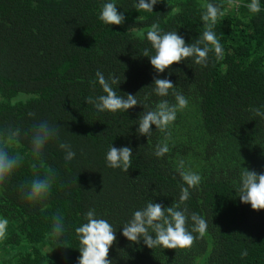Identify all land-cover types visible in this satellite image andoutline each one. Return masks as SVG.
Here are the masks:
<instances>
[{
	"label": "trees",
	"instance_id": "16d2710c",
	"mask_svg": "<svg viewBox=\"0 0 264 264\" xmlns=\"http://www.w3.org/2000/svg\"><path fill=\"white\" fill-rule=\"evenodd\" d=\"M107 2L124 13L123 25L100 21ZM137 2L0 0V129L19 126L23 133L36 120L59 128V141L50 142L44 154L56 170L47 208L30 205L16 189L31 177L30 157L0 192V218L9 220L0 264H78L75 228L86 223L90 209L116 229L112 264H264V210H253L238 197L243 168L264 173V118L251 111H264V0L258 14L246 7L251 0H239L238 8L212 0L226 8L214 29L224 58L217 61L210 53L207 67L186 59L159 74L142 56L145 48L155 54L150 42L135 33L143 30L146 36L159 23L162 31L195 42L204 31L202 0H160L153 12L138 10ZM97 70L119 77L121 83L113 85L118 95H136L147 107L98 112L86 103L87 97L104 94L98 81L95 87L90 83ZM154 78L170 79L189 100L169 129L170 152L162 158L154 152L164 134L155 125L149 139L137 133L140 116L162 99L153 91ZM165 99L175 103L171 95ZM59 142L71 145L73 160L65 161ZM110 145L133 149L127 173L107 166ZM29 149L25 136L19 150ZM180 159L202 177L181 208L188 210L189 231L192 213L207 221L205 234L193 233L198 238L190 250L131 243L122 227L135 211L150 200L165 207L179 202ZM57 211L67 229L59 244L50 235ZM244 250L248 255L242 258Z\"/></svg>",
	"mask_w": 264,
	"mask_h": 264
},
{
	"label": "clouds",
	"instance_id": "9594fccd",
	"mask_svg": "<svg viewBox=\"0 0 264 264\" xmlns=\"http://www.w3.org/2000/svg\"><path fill=\"white\" fill-rule=\"evenodd\" d=\"M159 2L160 0H138L134 6L138 10L153 12V7ZM227 4L238 8L239 0H227ZM33 6L35 7V4ZM200 7L203 10L201 19L204 22V31L201 38L195 42L186 43L176 31H162L159 23H153L147 30L146 36L143 30L135 33L138 39L146 38L150 42L155 54L150 55L149 50L145 48L142 56L150 59L151 65L158 74L170 70V66L186 59L207 67L210 53L215 54L217 61L224 58L223 45L214 29L218 20L226 15V8L212 0H202ZM246 7L253 14H258L262 10L260 0H251ZM99 19L105 25L120 26L124 24L126 18L123 12L118 11L114 2H107L101 5ZM97 81L104 94L95 98L89 96L86 98V103L92 104L98 112H127L137 105H142L144 109L147 107L146 104L138 101L136 95L117 94L113 85L121 83L119 77L110 75L106 78L101 71L97 70L96 80L90 83L95 87ZM153 85L155 95L162 99L156 103L154 109L144 111L140 116L137 133L149 139L153 133L152 126L155 125L156 131L164 134V141L156 145L154 155L162 158L170 152L169 129L176 121L178 112L188 107L189 100L177 90L170 79L154 78ZM169 95L174 97L175 103L165 99ZM15 103L16 101L13 100L12 104L15 105ZM251 111L255 116L264 118V111L260 108H253ZM28 115L35 116L31 112ZM25 136L29 139L30 149L27 153H22L19 149ZM53 141H59V128L47 120H36L23 133L19 126L9 125L0 129V192L7 190L17 171L30 157L31 177L16 185V189L27 203L39 207L42 211L45 210L56 182V170L47 165L44 155L46 147ZM58 147L64 150L65 161L75 158L76 153L70 144L59 142ZM132 156L131 147L116 148L110 145L106 154L107 166L122 169L127 173L132 166ZM176 171L183 181L179 202L165 207L161 203L150 200L143 209L135 211L132 218L122 227V235L131 243L140 244L143 241V244L150 249L161 247L170 250H190L198 238L193 233H198L199 236L205 234L208 227L207 221L202 216L192 213L190 219L193 227L189 231L188 210L186 207L181 208V205L190 198V189L198 188L202 177L187 166L183 159L177 161ZM238 191V197L242 203L250 204L256 211L264 210V173L243 168L240 173ZM85 220L86 223L75 228L80 244L78 264H112V260L109 259V250L116 242V229L106 219L97 218L95 209H90L85 214ZM8 225L7 218H0V241L6 239ZM66 230L64 217L57 211L51 216L50 235L58 244L63 243ZM247 255V250L241 252L242 258Z\"/></svg>",
	"mask_w": 264,
	"mask_h": 264
}]
</instances>
